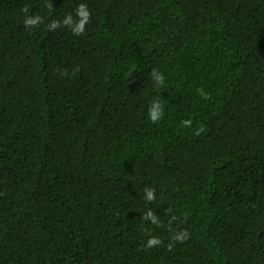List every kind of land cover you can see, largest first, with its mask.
<instances>
[{
  "label": "trees",
  "instance_id": "16d2710c",
  "mask_svg": "<svg viewBox=\"0 0 264 264\" xmlns=\"http://www.w3.org/2000/svg\"><path fill=\"white\" fill-rule=\"evenodd\" d=\"M0 264H264V0H0Z\"/></svg>",
  "mask_w": 264,
  "mask_h": 264
},
{
  "label": "clouds",
  "instance_id": "9594fccd",
  "mask_svg": "<svg viewBox=\"0 0 264 264\" xmlns=\"http://www.w3.org/2000/svg\"><path fill=\"white\" fill-rule=\"evenodd\" d=\"M79 15H81V17H83V21L82 23H85L87 22V12L84 10V6L82 5L81 6V9H80V12H79ZM40 22V19L39 17H35V18H29V19H26L25 20V26L26 27H29V26H35L36 24H38ZM71 21L70 19H66L64 21L65 24H69ZM52 28H55L57 27V24H52L51 25ZM77 31H82V24H81V27L79 29H77ZM152 77L154 78L155 82L157 84H162L163 81H164V77L162 74L156 72V71H153L152 73ZM162 114H163V110H162V106L161 104L159 103V101H153V103L151 104L150 108H149V112H148V115H149V119L152 121V122H157L161 117H162ZM185 123H188V122H185ZM148 198L151 199L152 198V193L149 192L148 193ZM149 217L151 218V214L149 213L148 214ZM153 219V224L157 223L156 219L155 218H152ZM177 239H181V237H177ZM159 243V240L156 239V238H152V239H149L148 241V246L151 247L153 245H156Z\"/></svg>",
  "mask_w": 264,
  "mask_h": 264
}]
</instances>
